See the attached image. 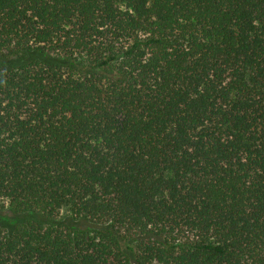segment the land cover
Segmentation results:
<instances>
[{
  "label": "trees",
  "instance_id": "16d2710c",
  "mask_svg": "<svg viewBox=\"0 0 264 264\" xmlns=\"http://www.w3.org/2000/svg\"><path fill=\"white\" fill-rule=\"evenodd\" d=\"M0 264H264V0H0Z\"/></svg>",
  "mask_w": 264,
  "mask_h": 264
},
{
  "label": "rangeland",
  "instance_id": "374dc122",
  "mask_svg": "<svg viewBox=\"0 0 264 264\" xmlns=\"http://www.w3.org/2000/svg\"><path fill=\"white\" fill-rule=\"evenodd\" d=\"M21 217H14L10 215L6 209V203L0 201V226L10 227L14 221H20Z\"/></svg>",
  "mask_w": 264,
  "mask_h": 264
}]
</instances>
